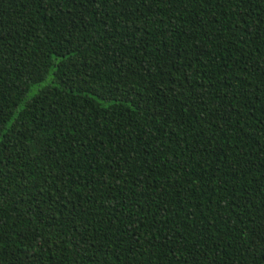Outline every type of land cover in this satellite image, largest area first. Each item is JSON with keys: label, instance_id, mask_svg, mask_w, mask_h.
Instances as JSON below:
<instances>
[{"label": "trees", "instance_id": "obj_1", "mask_svg": "<svg viewBox=\"0 0 264 264\" xmlns=\"http://www.w3.org/2000/svg\"><path fill=\"white\" fill-rule=\"evenodd\" d=\"M0 264H264V0H0Z\"/></svg>", "mask_w": 264, "mask_h": 264}]
</instances>
